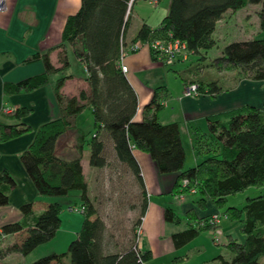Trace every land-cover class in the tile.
<instances>
[{
	"label": "trees",
	"instance_id": "obj_1",
	"mask_svg": "<svg viewBox=\"0 0 264 264\" xmlns=\"http://www.w3.org/2000/svg\"><path fill=\"white\" fill-rule=\"evenodd\" d=\"M80 1L78 11L66 18L61 42L54 47L61 50L58 56L60 67H54L49 61L52 48L43 53L36 52L24 59L23 63L41 61L43 72L3 86L5 95L28 93L46 86L50 75L69 66L66 45L72 48L75 58L87 72V89L81 90L77 96L64 97L60 92L68 76L56 80L53 93L59 115L38 126L31 143L19 157L38 196L57 198L75 192L83 215L80 229L68 243L66 251L42 256L33 264H145L150 259L149 251L142 252L134 244L120 251H111L108 243L104 242L105 226L89 197L88 183L80 163L85 145L89 149V167H108L107 154L111 151L114 162L130 170L141 198L136 226L145 213L147 196L132 148L147 153L159 173L175 175L171 191L180 189L186 193L193 187L198 196L196 206L200 210H205L209 201L215 208L212 213L223 214L228 222L238 224L242 240L228 235L226 244L222 245L227 256L217 254L203 264H264L261 260L264 257V111L245 105L228 112L225 119L207 117L206 132L197 133L192 144L199 161L184 169L185 152L179 125L162 124L157 117L167 96L166 87L153 89L149 103L143 107L142 120L134 122L137 97L118 66L120 52H125L127 47L124 37L133 4L147 0ZM248 4L261 5L258 16L260 30L264 32V0H170L168 13L159 25L151 28L141 24L128 45L132 46L137 41L144 43L175 38L184 42L188 56L196 54L204 58V53L216 45L213 34L217 22L226 12L234 13ZM150 54L155 61L154 53L150 51ZM213 61L218 71L237 68L241 77L263 81L264 39L231 42ZM181 76L185 81L186 78ZM198 89L209 94L226 90L214 80L199 81ZM86 108L91 110L93 121L90 136L76 126L77 116ZM30 112L31 109L18 106L5 115L10 120L20 121ZM29 130L30 127L23 122L0 121V142ZM69 133H74L76 156L65 159L57 154L56 147L58 141ZM105 141L111 145L110 150ZM183 179H187L186 185L182 184ZM13 186V178L6 171H1L0 206L8 203L7 187ZM250 187L261 191L258 195L247 197L241 207L226 205L228 195ZM32 205L33 202L24 203L20 210L25 215H31ZM60 212V203L54 201L48 203L29 224L14 222L2 225L0 243L7 234H14L15 241L7 248L0 247V258L13 252L26 256L38 246L51 241L60 225ZM212 213L198 217L193 209H189L181 217L173 208H164L165 222L176 225L186 222L184 230L172 234L174 246L179 248L213 228L207 222ZM194 221H203L204 225H193ZM186 258H174L172 264H180Z\"/></svg>",
	"mask_w": 264,
	"mask_h": 264
},
{
	"label": "crops",
	"instance_id": "obj_2",
	"mask_svg": "<svg viewBox=\"0 0 264 264\" xmlns=\"http://www.w3.org/2000/svg\"><path fill=\"white\" fill-rule=\"evenodd\" d=\"M145 2L153 5V7L159 4L163 5L164 13H161L162 16L155 23L150 22L146 17H137L130 31H128L129 28H127L124 37L127 47L123 57V63L127 67V71L123 74L137 97V107L132 120L134 122L142 120L143 107L149 103L153 89L158 86H165L167 89V96L162 101V108L158 112L157 117L162 124L177 123L179 125L180 137L186 160V146H189L190 149L192 148L196 134L202 133L201 126L203 125L201 122L203 121L206 124L207 117L225 119L228 116V112L239 109L245 105H252L264 111V80L253 81L243 77L236 83L234 82L232 87L228 86V89L222 90L219 93H206L199 97L179 98L181 97L185 84L190 82L189 76L183 75L186 78L184 81L181 78V72L173 69L172 71L176 73L181 80L179 88L178 86L171 87L169 84L160 83L156 80L159 74L158 71L163 68L160 66L161 64L153 61L149 47L146 44L139 43V48L136 51H129L130 47L132 48L136 42L132 46H129L128 43L141 24H146L151 28H155L168 13L170 0H147ZM80 4V0H5V8L4 10H0V121L6 123L23 122L30 127L28 132L13 139L0 142V172L6 171L15 181V186L10 188L7 187V194L9 195L8 203L0 206V228L4 224L14 222L29 224L32 218L40 213L48 203L54 201L61 202L59 201V197L53 198L37 195L19 157L22 151L31 143L38 126L59 115V107L53 93L56 80L61 76H68V78L64 80L60 90L64 97L77 96L81 90L87 89L85 81L87 72L84 65L75 58L72 48L66 45L65 49L69 66L56 74L50 75L49 84L46 86L32 92L16 93L12 95H5L3 93V86L5 83H15L43 72L44 68L41 61L23 63L24 59L36 52L43 53L52 48L53 50H51L48 55L49 61L54 67H60L58 56L61 50L60 48L54 47L58 46L61 42V33L66 18L69 15L75 14ZM253 5L257 7L256 12H258L261 5ZM228 14H230V12H226L224 17L217 22L215 29L218 23L226 18ZM257 20H259V17ZM251 37L252 35L246 36L240 41L250 39ZM188 57L185 59L179 58L174 63L187 61ZM73 67L77 69L74 70ZM18 106L27 107L31 109V112L22 117L20 121L8 119L5 115L6 113H4V109L7 107L14 109ZM92 124L91 110L86 108L77 116L76 126L90 136V134L92 135L93 133ZM74 139V133H69L68 136H63V138L58 141L56 152L60 157L71 159L76 156L73 143ZM104 140H106L105 137ZM105 143L108 150H110L111 145L107 141H105ZM85 149L88 150V154H85ZM131 152L139 166L147 196V207L143 215V238L140 243V251H149L151 259L156 252L159 239L162 236H170L171 245L175 247L171 236L176 232L184 230L186 228V222L182 221L181 224L176 225L165 222L163 218L164 208L170 207L163 196L170 193L175 175L159 173L147 153L135 148H132ZM109 154L111 157H114L111 151ZM88 155L89 149L88 146L85 145L80 161L85 179L86 172L100 170L99 168L87 166ZM185 160L184 169L188 168L185 165ZM194 163H197L196 159ZM194 163L193 166L195 165ZM71 195L75 199L78 197L77 193ZM197 197L196 194L186 195L185 200L179 205L180 212L173 209L181 217L184 212L189 209H193L198 217L210 214L215 210L209 201H207L205 205V210H200L196 206ZM63 201L66 200L64 199ZM28 202H33L31 215H25L20 210L21 205ZM226 220L222 222L225 241L228 235L239 240V236L231 234L232 230H238V227ZM78 221L80 223L82 220L73 217L71 220H65L60 217V225L55 237L45 244L52 243V241L57 238L59 232L66 231L62 230L63 225L66 226V232H69V236L67 239L63 240V242L65 244L69 243L70 240L75 237L77 230H79L76 229V225L75 227L73 226V222L78 224ZM170 224L176 226V228H173ZM196 237H199V235ZM240 238L242 240L241 235ZM59 240L62 239L59 238ZM14 241V234L4 235L1 239L0 247L3 249L7 248L14 243ZM212 245L214 244L212 243ZM39 247L44 246H38L26 256H22L16 252L8 253L0 258V264H28V262H34V259L38 256L40 258L45 254H49V250H46V248L37 250ZM55 250L56 249H51L50 253H55ZM111 251L116 250L113 249ZM184 256L188 258L189 254H182L174 258Z\"/></svg>",
	"mask_w": 264,
	"mask_h": 264
},
{
	"label": "rangeland",
	"instance_id": "obj_3",
	"mask_svg": "<svg viewBox=\"0 0 264 264\" xmlns=\"http://www.w3.org/2000/svg\"><path fill=\"white\" fill-rule=\"evenodd\" d=\"M256 8L257 7L253 4H248L245 8L243 7V9L241 8L234 13L230 12L226 18L219 22L213 34L216 40V45L204 53V58L196 54H190L189 57L187 56V61L174 63L170 66L164 65L163 63L155 60V62L161 64L160 66L163 68L158 71L159 74L157 75L156 81L165 83L166 85L169 84L171 87L178 86L179 88L181 80L177 74L172 71L174 69L181 72V75L189 76V80L192 82H187L185 86L188 84H195L198 86L199 81L208 82L210 80H214L223 89H228V86L232 87L234 82L236 83L238 80L243 78L237 71V68L222 69L221 71H218L216 70V67L213 66V60L221 56V51L224 46L231 42L240 41L241 39H244V37L250 35H252L251 38L264 39V32L260 30L259 20H257L260 9L256 12ZM161 13H164L163 5L159 4L156 7H153V5H150L145 1L136 2L132 7L128 31H130L135 24L137 17H146L150 22L155 23L162 16ZM73 68L74 70L77 69L76 67ZM191 71L194 73L192 74ZM203 94L206 93L200 92L198 89V95L195 97H199ZM201 124L203 125L201 126V131L206 132L207 128L205 122L202 121ZM84 152L85 154H88L87 149H85ZM107 157L109 159L108 167L95 172H86V181L89 185V197L97 211V216L103 221L105 226L103 232L104 242L109 244V246L108 244L107 246L111 250L114 249L116 251H120L122 248L132 244H134V247L136 246V249L140 250V243L143 238V216L140 218L139 225L136 226V221L139 218L140 212V190L138 189L136 180L131 175L130 170L124 165L114 162L113 157H111L109 153L107 154ZM195 159L196 157L192 148L190 149L189 146H186L185 165L187 167H192ZM196 161H199V159H196ZM192 188L193 187H191L186 193L181 192L180 189L178 191H170V193L164 195L163 197L170 207L174 208L177 212H180L179 205L185 200L186 195L196 194V190L194 193H190ZM259 191H261V189L250 187L243 192L228 195L226 198V205L241 207L244 205L247 197L258 195ZM71 194H75V192H71L67 196L59 197V201H61L59 202L61 205L59 217H62L65 220H71L72 217L78 220H83V215L80 212H68L66 210L68 205L73 206L74 204H77V208L80 207L79 198L77 197L75 199ZM64 199L66 201H63ZM81 222L79 223L78 221V224L73 222V226L75 227L76 225V229H80ZM233 224L238 227L236 222ZM171 225L172 224H170V226ZM193 225L203 226L204 224L194 221ZM65 227L66 226L63 225L62 230L67 231ZM172 227L176 228L174 225H172ZM66 231L59 232L57 238L52 241V243L44 244L42 245L44 247H39L37 250L46 248V250H49V254L51 249H56L55 253L66 251V245L68 243L65 244L63 242V240L67 239L69 236V232ZM211 231L212 228L200 233L199 237L194 238L180 248H175L171 245L170 236H162L159 239L155 254L148 261L149 263H146L171 264V261L175 256L187 253L189 254V257L183 260L180 264H202L220 253L227 256L225 249L222 247V245L227 242V240L225 241V236L223 235L220 238L219 243H215V240L211 238ZM222 234H224V232ZM231 234L239 236L238 239L239 241L241 240L237 229L232 230ZM59 238L62 240H59ZM211 242L215 246L212 245ZM38 258L39 256L36 259ZM261 260L264 261V257H262ZM28 264H33V262H28Z\"/></svg>",
	"mask_w": 264,
	"mask_h": 264
},
{
	"label": "built area",
	"instance_id": "obj_4",
	"mask_svg": "<svg viewBox=\"0 0 264 264\" xmlns=\"http://www.w3.org/2000/svg\"><path fill=\"white\" fill-rule=\"evenodd\" d=\"M5 8V0H0V10H4ZM139 43L146 44L150 51L154 53L156 60L163 63L164 65H173L174 62L179 59L183 58L185 59L188 56V51L186 50V45L184 42H182L179 39L175 38H169V39H155L151 42H136L132 46V51L137 50L139 48ZM125 55L124 51L120 52L118 66L120 67L121 71L124 73L127 71V67L123 63V57ZM198 95V86L195 84H188L183 88L181 97H195ZM13 111L12 108L7 107L4 109V113H11ZM182 184H187V179L182 180ZM195 188H192L190 193H194ZM181 197V196H180ZM179 199V197L177 196ZM68 212H82V208H77V206H68L67 207ZM226 216L219 213H213L208 218L207 222L209 224L213 225L212 231H211V238L215 240V243H219L220 238L224 235L223 230H221V224L224 220H226ZM200 223H203L201 221Z\"/></svg>",
	"mask_w": 264,
	"mask_h": 264
}]
</instances>
